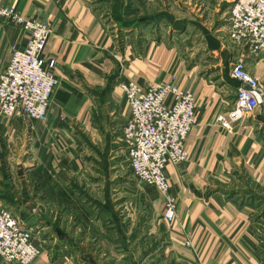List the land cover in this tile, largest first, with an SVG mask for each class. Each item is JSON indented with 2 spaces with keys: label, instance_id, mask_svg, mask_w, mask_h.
Segmentation results:
<instances>
[{
  "label": "crops",
  "instance_id": "crops-1",
  "mask_svg": "<svg viewBox=\"0 0 264 264\" xmlns=\"http://www.w3.org/2000/svg\"><path fill=\"white\" fill-rule=\"evenodd\" d=\"M159 1L0 0V6L50 24L43 56L56 61L60 82L46 122L0 117V188L20 191L18 198L2 194L0 205L34 209V243L41 255L33 264H89L84 261L87 231L83 240L77 231L63 235L60 207H78L75 220L70 215L68 221L74 224L83 216L93 222L85 205L95 209L100 234L93 238L94 253L106 255L102 242L122 248L121 232L114 227V235L107 234L102 224V213L110 211L106 192L115 191V197L120 186L112 177L122 172L120 163L130 166L123 130L131 109L120 85L149 88L172 81L192 93L197 104V122L186 143L190 160L166 170L177 216L172 223L164 216L158 225L154 221L153 231L139 234L132 246L145 237L152 264L168 258L185 264H264V217L259 221L256 215L264 206V108L229 131L216 123L236 101L233 65L243 59L246 70L264 83V54L230 42L229 16L236 0H169L168 7ZM171 5L190 19H175L178 28L155 24L153 16L173 15ZM189 31L200 48L188 55L181 39ZM24 45L22 29L2 22L0 75L14 48ZM13 153L23 154L24 161L11 172L10 161L18 156ZM109 200L111 209L117 206L116 198L109 195ZM51 207L59 210L55 216L46 212ZM77 229L81 232V225ZM63 254L70 258L54 257Z\"/></svg>",
  "mask_w": 264,
  "mask_h": 264
},
{
  "label": "built area",
  "instance_id": "built-area-1",
  "mask_svg": "<svg viewBox=\"0 0 264 264\" xmlns=\"http://www.w3.org/2000/svg\"><path fill=\"white\" fill-rule=\"evenodd\" d=\"M9 22L25 34V45L14 48L11 61L0 75V117L20 116L46 122L60 82L56 61L43 52L52 34L49 23L26 18L14 7L0 6V25ZM229 40L264 54V0H236L229 16ZM231 78L239 83L233 109L216 117L217 125L232 129L236 123L264 108V83L246 70L239 59ZM131 116L124 126L123 143L133 175L164 197V219L174 222L175 200L170 196L167 167L190 160L187 139L197 122L194 95L181 90L176 81L142 88L134 82L120 85ZM171 99V103L169 100ZM34 230L0 205V261L6 264H33L41 255L34 243Z\"/></svg>",
  "mask_w": 264,
  "mask_h": 264
},
{
  "label": "rangeland",
  "instance_id": "rangeland-1",
  "mask_svg": "<svg viewBox=\"0 0 264 264\" xmlns=\"http://www.w3.org/2000/svg\"><path fill=\"white\" fill-rule=\"evenodd\" d=\"M163 3H165V5L168 7L169 0H160L159 6L163 7ZM171 7H174L173 15L165 17L164 19L159 18L157 15L155 17L153 16V21L155 22V24L160 25L158 23H163V25L162 24L161 25L167 28L168 26H170V23L176 24L177 21H175V19L177 20L179 18H183L187 20L190 19L189 15L182 14L179 11L178 5L177 6L171 5ZM187 24L188 26L191 25L189 22ZM175 28H178L177 24ZM192 32L193 31H189L186 37H183L181 39L183 40L182 42L185 44L184 46L187 49L188 55L195 53L200 48L197 46V44H194V37L192 36ZM198 44H200V42H198ZM192 48H194V50L196 51L191 52L190 49ZM219 127L225 131L231 130V129L229 130L223 129L221 126ZM13 154L18 155V153H13ZM13 160H15L16 162H13ZM22 161H24L23 154L18 155L16 159H12V161H10L11 163L9 165V170H12L11 172H14L15 169L19 168L18 166H20V162ZM124 163L126 164V162ZM119 168H123L122 172L119 173V175H117L116 177L112 175L113 176L112 181L117 180L116 184L120 186L116 188L117 193L115 197H114L115 191L106 192L107 197H108L107 208L110 209V211L106 213H102L105 219L103 220L102 224L104 226V222H105L107 234L111 233V235L113 236L115 232V228H116L115 233L121 232V237H123V242L121 245L122 248L116 249L115 244L112 242L111 243L102 242L103 244H105L107 248L106 255H100V254L94 253L95 250L93 249V246H94L93 238L98 236L100 232H99L98 225L96 224L97 221L95 219V214H94L95 209H93L91 205H88V204L85 205V213L87 214L86 216L88 217V219L92 220L93 222H89L88 220L86 221V217L83 216L84 221L78 220L77 223L74 224L75 218L73 215L74 214L76 215L77 214L76 210H78V207H75V206H66L64 208L60 207L58 208L60 211L57 208L51 207V208H48V211L46 212L48 213L49 216L52 215L51 211H54L52 216H55L56 210L59 211L58 212L59 214L61 213L60 217L58 214V218H60V220L63 221L65 225L63 231H61L63 235H71L73 234L74 231H77L78 235L82 239L83 235L85 234V231H87L88 241L86 243V246H88V249H87L88 254L84 256V258L86 259L84 261H88L89 264H152L151 259H150L152 258V256H149V254L148 255L146 254L147 245L144 244L146 243L145 237L139 240L141 245L140 244L135 245V246H132V245L133 243H135L138 236H141L139 234H145L144 232L149 233L150 231H153L152 226H153L154 221H156V225H158L157 222L162 220L161 218L162 216H164V208H165V204L163 206V201H164L163 195H161L154 187L148 186L144 184L143 182H141L138 178H136L133 175L129 165H122V163H120L118 169ZM23 169L24 167L22 166V170ZM15 187H19L18 183H15ZM18 189L19 188L14 189V191L5 190L6 192H4L2 188H0V196L2 194H5L6 196L8 195V196L18 198L19 192H20L18 191ZM94 192L96 195H99L101 198L104 195L102 191L98 192L97 190H95ZM109 195H110V199L113 200L114 198H116L118 200L117 206H113L112 209H111V206L109 205L110 204ZM29 197L33 199L34 195L33 194L29 195ZM3 207L8 209L15 216H17L22 222H25L28 227L34 228V224H35L34 223L35 222L34 209L30 207H27V208L8 207L5 205H3ZM62 212H63L64 217L62 215ZM70 215L74 218V220L68 223V221L71 220ZM256 215L258 216L257 219L261 221L260 219L264 217V206L258 207ZM114 216H117L116 221H114L113 219ZM67 217H69V219ZM262 220L264 219L262 218ZM80 225L82 228L81 232L78 231L77 229L80 227ZM66 227H68V230H70L69 233L66 232L67 230ZM262 228H264V223H262ZM46 232L48 236L50 234V231H46ZM132 236L135 238L134 241L133 239H131ZM57 244L59 243L57 242ZM118 244L120 245L121 243H118ZM54 257L55 259L61 260V262L64 261L65 258H70L69 256L64 255V254L60 256L55 255ZM154 258H155V261H157L161 257L156 256ZM160 262L161 261L159 260V263ZM165 264H185V263L183 262V259L179 261V260H173L171 258H168L167 260H165Z\"/></svg>",
  "mask_w": 264,
  "mask_h": 264
}]
</instances>
